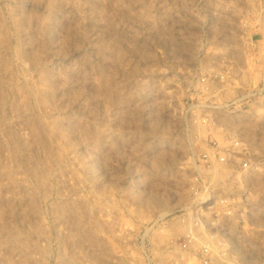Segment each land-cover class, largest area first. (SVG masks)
<instances>
[{
  "label": "rangeland",
  "instance_id": "374dc122",
  "mask_svg": "<svg viewBox=\"0 0 264 264\" xmlns=\"http://www.w3.org/2000/svg\"><path fill=\"white\" fill-rule=\"evenodd\" d=\"M0 264H264V0H0Z\"/></svg>",
  "mask_w": 264,
  "mask_h": 264
}]
</instances>
